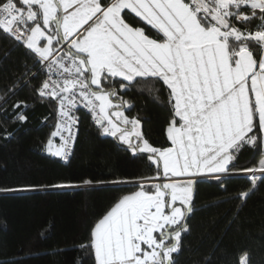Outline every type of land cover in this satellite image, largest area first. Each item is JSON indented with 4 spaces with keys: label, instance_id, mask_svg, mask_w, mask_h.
Listing matches in <instances>:
<instances>
[{
    "label": "snow or ice",
    "instance_id": "1",
    "mask_svg": "<svg viewBox=\"0 0 264 264\" xmlns=\"http://www.w3.org/2000/svg\"><path fill=\"white\" fill-rule=\"evenodd\" d=\"M0 35L28 50L30 79L45 77L35 91L58 101L62 120L51 136L61 143L53 151L49 139V152L67 159L72 113L82 104L162 181H132L139 190L94 225L87 247L95 264H175L201 176L246 174L251 188L240 199L264 183V158L237 169L242 151L258 148L264 157V0H0ZM142 81L170 90L172 147H154L141 121L121 110L133 105L118 90ZM238 264H250L247 253Z\"/></svg>",
    "mask_w": 264,
    "mask_h": 264
},
{
    "label": "trees",
    "instance_id": "2",
    "mask_svg": "<svg viewBox=\"0 0 264 264\" xmlns=\"http://www.w3.org/2000/svg\"><path fill=\"white\" fill-rule=\"evenodd\" d=\"M32 65L26 48L0 35V264H95L94 249L87 247L94 225L138 189L132 181L156 177V167L103 134L85 110L70 157L49 152V139L53 151L57 140L51 136L57 104L35 91L44 74L30 79L36 72ZM159 89L154 81H142L127 93L118 90V96L133 105L121 109L141 121L149 143L164 148L171 146L166 129L173 110L170 90ZM17 102L27 107L14 109ZM17 111L27 120L16 119ZM261 158L258 148L242 151L237 169L253 167ZM60 184L70 186H55ZM249 188L243 173L199 178L190 231L182 234L175 264H238L244 253L250 264H264V183L257 181L245 199L238 198Z\"/></svg>",
    "mask_w": 264,
    "mask_h": 264
},
{
    "label": "built area",
    "instance_id": "3",
    "mask_svg": "<svg viewBox=\"0 0 264 264\" xmlns=\"http://www.w3.org/2000/svg\"><path fill=\"white\" fill-rule=\"evenodd\" d=\"M55 101H56V104H57V122H58V121L62 120V118L58 115V113H59V104H58V101L57 100H55ZM78 107H79L80 110H85V111L89 112V110L88 109H85L82 104H79ZM80 110L79 111H75V112L72 113V115L78 119V123H79V118H80ZM89 114L91 115L92 119L94 120L92 114L90 112H89ZM78 123L75 124L73 126V129H72V131H73V133L75 135V138H76V135H77ZM60 143H61L60 137L57 136V140H56V143H55V147L56 146H59ZM70 144H71V151H70V154L68 155L67 159L70 157V155H71V153L73 151V147H74V144H75V140H74V142L70 141ZM160 182H162V181L160 179L156 178V177H154V178L151 179V183H160Z\"/></svg>",
    "mask_w": 264,
    "mask_h": 264
},
{
    "label": "rangeland",
    "instance_id": "4",
    "mask_svg": "<svg viewBox=\"0 0 264 264\" xmlns=\"http://www.w3.org/2000/svg\"><path fill=\"white\" fill-rule=\"evenodd\" d=\"M126 106H127V105H126ZM121 110L124 111V109H121ZM124 114L126 115L125 111H124ZM138 130L141 131L143 138L146 139V138L144 137V134H143V131H142V126H141V124H140V127L138 128ZM170 142H171V141H170ZM169 147H172V144H171V146H169ZM202 177H203V176H202ZM137 190H139V189H136L135 191H137ZM135 191H133V192H135ZM133 192H130V193L126 194V195H129V194H131V193H133Z\"/></svg>",
    "mask_w": 264,
    "mask_h": 264
}]
</instances>
